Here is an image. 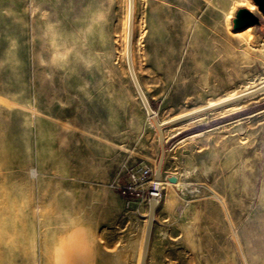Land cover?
Returning a JSON list of instances; mask_svg holds the SVG:
<instances>
[{
  "label": "rangeland",
  "instance_id": "obj_1",
  "mask_svg": "<svg viewBox=\"0 0 264 264\" xmlns=\"http://www.w3.org/2000/svg\"><path fill=\"white\" fill-rule=\"evenodd\" d=\"M240 8L260 24L234 31ZM127 15L128 0H0V264H140L149 203L114 187L148 168L150 190L161 151L145 264H264V93L161 144ZM130 51L158 123L264 84L252 0H133Z\"/></svg>",
  "mask_w": 264,
  "mask_h": 264
},
{
  "label": "water",
  "instance_id": "obj_2",
  "mask_svg": "<svg viewBox=\"0 0 264 264\" xmlns=\"http://www.w3.org/2000/svg\"><path fill=\"white\" fill-rule=\"evenodd\" d=\"M252 2L257 7L258 12L264 18V0H252ZM132 9H133V0H129V14H130L129 27H128V40L129 41L127 43V63L129 65V68L131 67L130 44L129 43H130V36H131V11H132ZM259 24H260L259 17L256 16L255 14H253L247 8L238 9L236 14H235V18L232 20V27H233L234 31H239V30H243V29H246L249 27L258 26ZM131 78H132L133 84L136 88V91L140 97V100L145 107V111L147 113V116L151 119V121L153 122V124L157 130L159 141L161 144L163 142L162 131L166 128L174 127V126L183 124L185 122H188V121H191V120L196 119L198 117H201V116H203L209 112H213V111H217V110L229 107L231 105H234V104L239 103L241 101H244L246 99L256 97V96L264 93V84H262L259 87L255 88L251 91L239 94V95H237L231 99L216 103V104L211 105V106L203 107V108L198 109L192 113H188V114L183 115L181 117H178L176 119L166 121L165 123H158L155 120V118L153 117L154 113L152 112V110H151V108L147 102V99L143 95V92L141 91V88L139 87L133 72H131ZM162 163H163V151H161V156H160V159L158 161L157 169L155 172V181L161 179ZM168 181L170 183H176L177 179L175 177H170V178H168ZM157 205H158V202L156 200H154V199L150 200V202H149V214H148V219H147V226H146V231H145V238H144V244H143L140 264H145V259H146V255H147V250H148V245H149V240H150V235H151V229H152V224H153L154 213H155V209H156Z\"/></svg>",
  "mask_w": 264,
  "mask_h": 264
},
{
  "label": "built area",
  "instance_id": "obj_3",
  "mask_svg": "<svg viewBox=\"0 0 264 264\" xmlns=\"http://www.w3.org/2000/svg\"><path fill=\"white\" fill-rule=\"evenodd\" d=\"M150 173L151 170L148 168L141 169L140 171H132L126 183H118L114 188L118 190L126 200L136 199L147 204L153 199L159 202L161 193L158 190V185L155 187V180L150 190L145 192L143 188L146 184V178Z\"/></svg>",
  "mask_w": 264,
  "mask_h": 264
},
{
  "label": "bare ground",
  "instance_id": "obj_4",
  "mask_svg": "<svg viewBox=\"0 0 264 264\" xmlns=\"http://www.w3.org/2000/svg\"><path fill=\"white\" fill-rule=\"evenodd\" d=\"M132 15H133V9H132V11H131V26H132ZM129 17H130V14H129V0H128V15H127V43H128V27H129ZM130 50H131V36H130ZM131 52V51H130ZM126 58H127V45H126ZM130 61H131V57H130ZM128 64V63H127ZM128 69H129V73H130V76H131V72H133V74H134V71H133V68H132V65H131V67L129 68V65H128ZM134 76H135V74H134ZM136 78V77H135ZM137 80V79H136ZM138 83V82H137ZM139 85V84H138ZM140 87V86H139ZM259 87V86H258ZM253 90V89H252ZM142 91V90H141ZM251 91V90H250ZM248 92V91H247ZM245 93V92H244ZM242 94V93H241ZM144 95V94H143ZM237 96V95H236ZM235 97V96H234ZM231 98H233V97H231ZM231 98H226V99H224V100H222V101H225V100H228V99H231ZM222 101H219V102H222ZM219 102H216V103H219ZM216 103H212V104H209V105H207V106H211V105H214V104H216ZM207 106H205V107H207ZM201 109V108H200ZM198 110V109H197ZM196 111V110H195ZM192 112H194V111H191V112H188V113H192ZM188 113H186V114H188ZM186 114H183V115H186ZM183 115H181V116H183ZM181 116H178V117H181ZM154 118H155V114H154V116H153ZM178 117H175V118H173V119H176V118H178ZM149 118V117H148ZM150 119V118H149ZM173 119H170V120H173ZM169 121V120H168ZM166 122V121H165ZM165 122H161V123H165ZM161 180V179H160ZM160 180H156V182H155V187H157V185H159L160 184ZM147 226V225H146ZM18 230H16L15 232H17ZM20 231V230H19ZM145 231H146V229H145ZM14 232V233H15ZM19 233V232H18ZM9 234V233H8ZM11 234V233H10ZM23 234V233H22ZM21 234V235H22ZM16 235H18V234H16ZM21 235H19L20 237H21ZM7 236V235H6ZM11 236H12V234H11ZM8 237H10V236H8ZM7 237V238H8ZM5 238V237H4ZM12 238H14V237H12ZM16 238H18V237H16ZM16 238H15V240H16ZM144 238H145V235H144ZM11 239V238H10ZM3 241H5V239L3 240ZM20 241V240H19ZM47 239L45 238V239H43V238H40V246H41V248H45L46 247V245H47ZM8 242V241H7ZM10 242V241H9ZM143 244H144V240H143ZM5 246V245H4ZM8 249V248H7ZM142 249H143V246H142ZM141 255H142V252H141ZM140 260H141V257H140ZM86 261V260H85ZM39 264H49V258L46 256V255H43V254H41L40 255V257H39Z\"/></svg>",
  "mask_w": 264,
  "mask_h": 264
}]
</instances>
